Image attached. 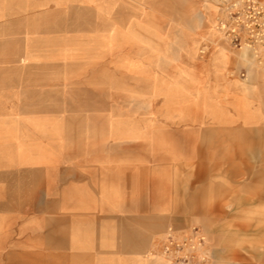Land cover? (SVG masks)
<instances>
[{
    "label": "rangeland",
    "instance_id": "obj_1",
    "mask_svg": "<svg viewBox=\"0 0 264 264\" xmlns=\"http://www.w3.org/2000/svg\"><path fill=\"white\" fill-rule=\"evenodd\" d=\"M229 25L215 0H0V264H264V45Z\"/></svg>",
    "mask_w": 264,
    "mask_h": 264
},
{
    "label": "built area",
    "instance_id": "obj_2",
    "mask_svg": "<svg viewBox=\"0 0 264 264\" xmlns=\"http://www.w3.org/2000/svg\"><path fill=\"white\" fill-rule=\"evenodd\" d=\"M226 15L230 25L224 30L229 43L241 45H264V4L259 0H215Z\"/></svg>",
    "mask_w": 264,
    "mask_h": 264
},
{
    "label": "bare ground",
    "instance_id": "obj_3",
    "mask_svg": "<svg viewBox=\"0 0 264 264\" xmlns=\"http://www.w3.org/2000/svg\"><path fill=\"white\" fill-rule=\"evenodd\" d=\"M89 2H92V4H95L97 5L100 10L103 9V5H104V0H88ZM253 50H258V51H264V47H257V48H253ZM257 52V51H256ZM206 101V100H205ZM207 107V106H206ZM205 107V108H206ZM209 110V113H206V115H208L209 118H211L212 120H216V121H219L222 119L223 115L222 113L221 114H214L212 113V111H210L209 107H207L205 109V112H208ZM255 112H252V115H251V120L252 119H255L257 116H255ZM158 240L156 241L155 245L157 246L158 245ZM261 249L264 250V245H261L260 246ZM194 250H196V246L193 247ZM172 257L170 256H167V255H162L160 258H159V264H168L170 261H171ZM203 263L206 264L207 263V260L206 258H203Z\"/></svg>",
    "mask_w": 264,
    "mask_h": 264
},
{
    "label": "crops",
    "instance_id": "obj_4",
    "mask_svg": "<svg viewBox=\"0 0 264 264\" xmlns=\"http://www.w3.org/2000/svg\"><path fill=\"white\" fill-rule=\"evenodd\" d=\"M251 93L256 94V90H255V89L251 90ZM205 99L207 100V98H205ZM209 100H210V99H209ZM209 100H207V101H209ZM184 102H185V100H184V98H183V103H184ZM191 102H193L194 104H198V103H197V100H196V101H195V100H191ZM224 119H226L225 116H223L221 120H224ZM74 245H75V242H74Z\"/></svg>",
    "mask_w": 264,
    "mask_h": 264
}]
</instances>
